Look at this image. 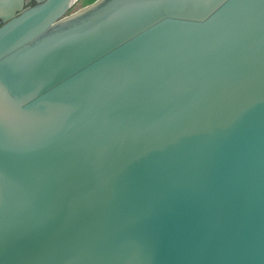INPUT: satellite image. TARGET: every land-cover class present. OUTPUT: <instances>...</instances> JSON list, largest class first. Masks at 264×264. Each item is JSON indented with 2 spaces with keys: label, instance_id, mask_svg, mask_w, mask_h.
Instances as JSON below:
<instances>
[{
  "label": "water",
  "instance_id": "1",
  "mask_svg": "<svg viewBox=\"0 0 264 264\" xmlns=\"http://www.w3.org/2000/svg\"><path fill=\"white\" fill-rule=\"evenodd\" d=\"M0 0V264H264V0Z\"/></svg>",
  "mask_w": 264,
  "mask_h": 264
},
{
  "label": "rangeland",
  "instance_id": "2",
  "mask_svg": "<svg viewBox=\"0 0 264 264\" xmlns=\"http://www.w3.org/2000/svg\"><path fill=\"white\" fill-rule=\"evenodd\" d=\"M96 0H78L74 6H72L65 15H69L75 12L76 9L80 10L90 4H92ZM77 11V10H76Z\"/></svg>",
  "mask_w": 264,
  "mask_h": 264
},
{
  "label": "flooded vegetation",
  "instance_id": "3",
  "mask_svg": "<svg viewBox=\"0 0 264 264\" xmlns=\"http://www.w3.org/2000/svg\"><path fill=\"white\" fill-rule=\"evenodd\" d=\"M78 0H74L72 3H71V6L69 7V9L72 7V6H74L75 4H76V2H77ZM36 3H35V1L34 0H24L23 1V7L25 8V7H31V6H33V5H35ZM68 9V10H69ZM77 11H78V9H76ZM76 10H75V12H76Z\"/></svg>",
  "mask_w": 264,
  "mask_h": 264
}]
</instances>
